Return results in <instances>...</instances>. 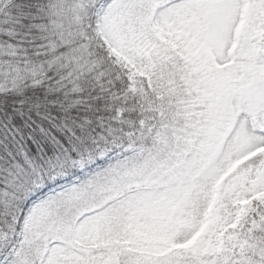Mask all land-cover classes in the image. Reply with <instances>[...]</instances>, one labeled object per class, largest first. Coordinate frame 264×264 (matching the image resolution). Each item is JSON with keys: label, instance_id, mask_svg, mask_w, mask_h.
I'll return each mask as SVG.
<instances>
[{"label": "snow or ice", "instance_id": "1", "mask_svg": "<svg viewBox=\"0 0 264 264\" xmlns=\"http://www.w3.org/2000/svg\"><path fill=\"white\" fill-rule=\"evenodd\" d=\"M0 264H264V0H0Z\"/></svg>", "mask_w": 264, "mask_h": 264}]
</instances>
